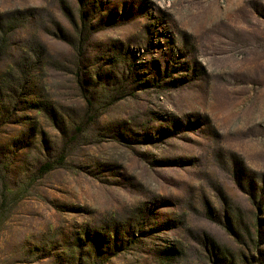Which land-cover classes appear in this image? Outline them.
Returning a JSON list of instances; mask_svg holds the SVG:
<instances>
[{"label":"rangeland","instance_id":"1","mask_svg":"<svg viewBox=\"0 0 264 264\" xmlns=\"http://www.w3.org/2000/svg\"><path fill=\"white\" fill-rule=\"evenodd\" d=\"M0 264H264V0H0Z\"/></svg>","mask_w":264,"mask_h":264},{"label":"trees","instance_id":"2","mask_svg":"<svg viewBox=\"0 0 264 264\" xmlns=\"http://www.w3.org/2000/svg\"><path fill=\"white\" fill-rule=\"evenodd\" d=\"M52 167H53L52 164H49V163L44 164V165L40 168L39 172H40L41 174H46V173H48L49 171L52 170Z\"/></svg>","mask_w":264,"mask_h":264}]
</instances>
